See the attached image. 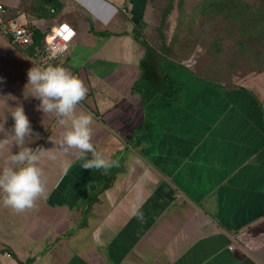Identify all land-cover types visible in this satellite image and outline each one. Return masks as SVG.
I'll use <instances>...</instances> for the list:
<instances>
[{
	"label": "crops",
	"instance_id": "1",
	"mask_svg": "<svg viewBox=\"0 0 264 264\" xmlns=\"http://www.w3.org/2000/svg\"><path fill=\"white\" fill-rule=\"evenodd\" d=\"M76 1L81 15L63 20L76 35L52 63L87 87L76 111L92 114V142L118 164L81 167L77 150L56 145L62 125L23 92L39 134L31 147L43 140L57 157L39 161L45 191L18 219L22 235L0 220V264H264V79L224 84L166 59V91L144 98L145 0H108L128 8L113 14ZM12 10L42 31L62 22L44 28L42 12ZM61 161L72 162L67 172Z\"/></svg>",
	"mask_w": 264,
	"mask_h": 264
},
{
	"label": "rangeland",
	"instance_id": "2",
	"mask_svg": "<svg viewBox=\"0 0 264 264\" xmlns=\"http://www.w3.org/2000/svg\"><path fill=\"white\" fill-rule=\"evenodd\" d=\"M14 1L16 5L0 2L10 9H21L30 14L40 11L38 7L41 0ZM60 2L61 9L54 16L42 20L44 28H50L58 21L74 20L81 15L76 0ZM141 2L139 0L138 4ZM145 2V18L138 34L162 56L186 64L194 73L208 80L224 84H236L242 78L254 75L264 79V0ZM8 46H15V49ZM33 63L39 64L37 56L12 44L0 32V138L8 140L7 144L0 145V166L8 162L10 150H18L11 143L12 137L8 130L13 121L7 111L17 103H23L27 70ZM259 84L264 88V80ZM5 116L7 119L3 120ZM34 142L35 138L30 146ZM42 142L36 144V147L40 148ZM32 208L34 206L16 212L0 206V220L9 219L17 237L23 231L18 219L23 218L22 214H27L26 211L30 212Z\"/></svg>",
	"mask_w": 264,
	"mask_h": 264
},
{
	"label": "clouds",
	"instance_id": "3",
	"mask_svg": "<svg viewBox=\"0 0 264 264\" xmlns=\"http://www.w3.org/2000/svg\"><path fill=\"white\" fill-rule=\"evenodd\" d=\"M63 50L52 49L50 57H55ZM27 77L24 96L30 95L38 99L36 108L45 115L55 117L56 122L62 125L56 141L59 148L64 152L77 150L76 156L83 168L107 170L118 164L116 160L106 158L92 142V114L76 111V106L87 94V87L77 74L61 64L48 63L45 60L42 64L33 63L27 70ZM8 112L13 121L8 130L12 137L11 143L18 150H10L8 162L0 166V206L21 212L33 207L35 200L45 191L39 164L41 157L56 159L57 153L42 152L40 148L30 146L31 141L39 134L32 128L23 104L17 103ZM6 119L5 116L3 120ZM7 143V139L0 138V145ZM71 163L61 161L62 169L67 172Z\"/></svg>",
	"mask_w": 264,
	"mask_h": 264
},
{
	"label": "built area",
	"instance_id": "4",
	"mask_svg": "<svg viewBox=\"0 0 264 264\" xmlns=\"http://www.w3.org/2000/svg\"><path fill=\"white\" fill-rule=\"evenodd\" d=\"M98 1L111 7L112 14L119 11L126 12L128 10L126 6L119 7L108 0ZM95 12L98 17L102 18L98 11ZM65 25L67 28L63 27ZM0 32L20 47H27L35 43L34 28L29 23L22 22L13 10L3 2H0ZM75 35V28L72 24L66 21H62L46 31L40 46H36L37 50L35 56L38 58V63L42 64L45 60H47L48 63H52L64 57L67 54ZM54 48H63L64 50L58 53L55 57H50V52ZM179 196L181 195L177 194V197Z\"/></svg>",
	"mask_w": 264,
	"mask_h": 264
},
{
	"label": "trees",
	"instance_id": "5",
	"mask_svg": "<svg viewBox=\"0 0 264 264\" xmlns=\"http://www.w3.org/2000/svg\"><path fill=\"white\" fill-rule=\"evenodd\" d=\"M62 4L60 0H41L40 6L38 7L39 13H43L46 16H54L57 10H60ZM35 43L30 46L23 47V50L35 55L37 50L36 46H40L42 39L44 38L46 31H42L38 27H35ZM140 42L145 46V54L141 59L142 75L136 82L135 88L142 91L144 98L150 97L151 94L158 92H165L164 87L165 80H170L169 76L165 72V60L166 57L162 56L158 50L146 40L138 37ZM172 85V84H171ZM173 88V87H172ZM175 88H173L174 90ZM31 259L26 261H20V264H29Z\"/></svg>",
	"mask_w": 264,
	"mask_h": 264
},
{
	"label": "snow or ice",
	"instance_id": "6",
	"mask_svg": "<svg viewBox=\"0 0 264 264\" xmlns=\"http://www.w3.org/2000/svg\"><path fill=\"white\" fill-rule=\"evenodd\" d=\"M63 27H65V28H67V26L65 25V26H63ZM70 31V30H69Z\"/></svg>",
	"mask_w": 264,
	"mask_h": 264
}]
</instances>
